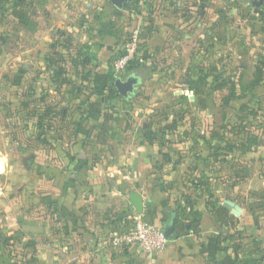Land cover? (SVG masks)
Returning a JSON list of instances; mask_svg holds the SVG:
<instances>
[{
  "label": "rangeland",
  "instance_id": "rangeland-1",
  "mask_svg": "<svg viewBox=\"0 0 264 264\" xmlns=\"http://www.w3.org/2000/svg\"><path fill=\"white\" fill-rule=\"evenodd\" d=\"M234 8L227 0L203 31L195 15L190 19L180 45L192 48L187 51L192 65H166L159 72L148 65L153 57L148 61L138 50L130 67L146 62L150 78L140 86L141 97L128 118L142 129L149 125L150 135L164 125L177 128L174 139L184 149L178 155L181 177L173 188H203L213 202L220 197L264 204L258 195L264 194V9L241 21ZM171 12L187 10L170 0H130L126 10L110 0H0V215L11 202L24 211L27 193L34 190L29 176L33 170L42 175L43 151L67 153L78 137L88 110L69 99L77 92L90 96L92 84L81 80L94 71L89 64L108 31L117 41L118 60L132 43L137 17L145 21ZM174 57L168 52L165 60ZM234 86L236 97L243 98L226 104ZM137 111L144 113L137 116ZM2 230L0 222L2 240H13L5 241L8 250L0 249V262L39 263L22 238Z\"/></svg>",
  "mask_w": 264,
  "mask_h": 264
},
{
  "label": "crops",
  "instance_id": "crops-1",
  "mask_svg": "<svg viewBox=\"0 0 264 264\" xmlns=\"http://www.w3.org/2000/svg\"><path fill=\"white\" fill-rule=\"evenodd\" d=\"M170 1L176 8L185 5L187 12L145 21L137 17L131 31L140 23L139 54L146 60L153 57L154 63L148 65L159 72L166 65L193 64L192 54L187 53L192 48L180 45L182 33L189 30L193 15L203 31L210 18L224 11L227 0ZM233 2L234 17L241 21L264 9V5H256L257 0ZM109 36L108 31L94 65L89 64L94 71L81 80L92 84L90 96L77 92L69 99L88 110L78 137L67 153L43 151L41 176L35 170L29 176L27 171L34 190L27 193L24 211L14 202L2 208V234L15 233L16 238H22L26 250L37 252L41 264H264V204L220 197L213 202L203 188L178 184L173 188L172 183L181 177L178 155L184 149L182 142L174 139L177 128L164 125L150 135L149 125L142 129L130 122L128 114L150 75L143 66L146 62H137L140 69L121 76L124 80L131 76L140 79L135 94L128 99L111 94L110 60L117 53V41ZM168 52L175 54L174 61L165 60ZM140 113L144 112L136 115ZM32 164L39 167L34 159ZM133 192L144 199L142 216L131 206ZM258 195L264 202V194ZM140 217L161 228L177 220L179 238L170 239L166 251L152 259L137 245L114 246L116 232L135 226ZM229 236L234 238L227 240ZM12 240V236L1 239L0 249L8 250L5 241Z\"/></svg>",
  "mask_w": 264,
  "mask_h": 264
},
{
  "label": "built area",
  "instance_id": "built-area-1",
  "mask_svg": "<svg viewBox=\"0 0 264 264\" xmlns=\"http://www.w3.org/2000/svg\"><path fill=\"white\" fill-rule=\"evenodd\" d=\"M138 35L139 31L137 30L132 36V43L128 45L125 51L126 54L119 57V59L115 60L113 63L115 74L119 78L127 72L131 63L138 55ZM112 243L116 247L137 245L146 258L152 259L166 251L170 239L166 238L164 235L163 228L140 217L136 220L135 226L130 232L115 236Z\"/></svg>",
  "mask_w": 264,
  "mask_h": 264
},
{
  "label": "water",
  "instance_id": "water-1",
  "mask_svg": "<svg viewBox=\"0 0 264 264\" xmlns=\"http://www.w3.org/2000/svg\"><path fill=\"white\" fill-rule=\"evenodd\" d=\"M110 2L119 9L126 10L130 0H110ZM256 5L262 7L264 5V0H257ZM140 82V79L135 76H131L126 80L118 78L115 82V87L121 97L128 99L135 94ZM130 203L140 216L144 214V199L140 194L133 192L131 194ZM176 223L177 220H174L172 225H166L163 228V233L166 238L174 240L179 238V234L176 232Z\"/></svg>",
  "mask_w": 264,
  "mask_h": 264
},
{
  "label": "trees",
  "instance_id": "trees-1",
  "mask_svg": "<svg viewBox=\"0 0 264 264\" xmlns=\"http://www.w3.org/2000/svg\"><path fill=\"white\" fill-rule=\"evenodd\" d=\"M126 53L124 52V53H121L120 54V56L119 57H122V56H124ZM116 60V58H115V56H113L112 58H111V60H110V71H109V88H110V92H111V94H113V95H115V96H117V97H119V98H121V99H124L123 97H121L120 95H119V93H118V91H117V89H116V87H115V82H116V80L119 78V77H117L116 76V74H115V71H114V68H113V63H114V61ZM141 67L137 64V65H132L131 67H129L128 68V70H127V72H133L134 70H136V69H140ZM259 84V82H257V85ZM254 85H255V87H256V83H254ZM253 85V86H254ZM235 91H236V89H235V86L234 87H232L231 88V92H230V94H229V96H227L224 100H225V103L226 104H229L231 101H233V100H236V99H240V98H243V97H236V93H235ZM41 123V122H40ZM81 125H79V127H80ZM41 128V125H38L37 126V128L36 129H38V131H37V133H39L40 131L39 130H41L40 129ZM213 206L214 207H216L217 206V204H213ZM232 239V238H234V236H229V237H227L226 239L228 240V239ZM2 238L0 237V240H1ZM235 248V251H237L238 249H239V247L236 245V246H234Z\"/></svg>",
  "mask_w": 264,
  "mask_h": 264
}]
</instances>
